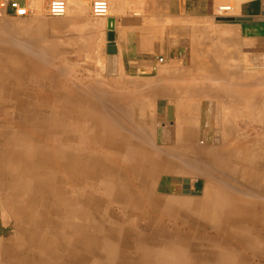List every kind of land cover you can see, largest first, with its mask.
<instances>
[{"label":"crops","instance_id":"crops-1","mask_svg":"<svg viewBox=\"0 0 264 264\" xmlns=\"http://www.w3.org/2000/svg\"><path fill=\"white\" fill-rule=\"evenodd\" d=\"M23 1L35 10L28 23L0 26V199L6 201L13 187L20 191L56 187L57 173H69L71 157L66 153L56 155L53 149L60 143H80V135L72 136L79 134L76 129L82 127V122H73L62 110L61 96L71 99L72 89L77 92L79 104L87 106L91 102L101 113L111 112L106 118L117 128V138L120 127L150 124L153 119L171 123L172 129L162 127L156 134L162 148L158 156L161 169L167 170L156 176L158 180L155 177L153 186L158 194L175 196L180 201L187 196L203 198L209 185L220 187L196 174L201 167V140L213 145L212 151L218 148L217 155H221L209 161L207 168L212 163L219 169L235 168L232 154L221 152L225 148L221 147L225 144L221 131L219 138L210 136L209 140L200 133L207 127L208 118L202 121L199 115H186L181 123L183 131L177 133V116L180 110L200 107L199 112L209 113L212 121L217 108L228 109L224 102H231L232 93L242 94L248 82L263 83L264 0H107L106 16L91 13L93 0H65L66 13L59 17L45 15L50 0ZM219 3H231L232 12L217 11ZM217 18L226 24L216 25ZM109 20L113 21L111 28ZM158 57H163V62L158 63ZM39 68L48 73L49 93L35 89ZM248 75H252L250 80ZM79 80L92 83L79 89ZM28 83L34 88L28 89ZM194 155L197 161L190 159ZM243 157L240 152L239 160ZM170 165L177 172H170ZM184 179H188L187 185ZM186 189L190 192L185 193ZM18 218L22 222L23 218ZM8 223L0 206V226ZM13 236L7 233L0 238L12 240ZM35 236L43 239L39 231ZM14 239L21 254L20 264H27L24 243L16 235ZM40 240L36 239L35 244L39 262Z\"/></svg>","mask_w":264,"mask_h":264},{"label":"rangeland","instance_id":"rangeland-1","mask_svg":"<svg viewBox=\"0 0 264 264\" xmlns=\"http://www.w3.org/2000/svg\"><path fill=\"white\" fill-rule=\"evenodd\" d=\"M220 4L230 5L231 9L222 12L218 9ZM216 9L217 11H221L222 14H229L233 10V5L231 3H219L217 4ZM32 16L15 17L0 14V26L6 24L14 27L22 24L25 25V23H28L27 20ZM218 24H226V22L223 20L219 21L217 18L216 25ZM1 39L0 31V42ZM39 72L41 75L38 73V78H41V80L38 79V81H34L36 84L35 89H42L44 93H46V88L48 87V73L42 70V68H39ZM251 76L252 75H248V79ZM78 83L79 89H83L88 86L87 84L92 82L79 80ZM249 84L250 82L247 83V86L259 87V84L255 81L252 85ZM26 87L28 89L34 88L30 83H28ZM69 92L73 97H71V99L76 100L71 101V99H69L68 104L73 105L75 109H79V100H77L78 96H75V93L77 92L74 89ZM230 99L234 102L232 101L231 104L230 102L228 104L227 101L224 102L229 105L228 110L217 108L218 111L213 113L214 119L212 122L215 124L221 123L219 127L220 129L211 122V119L208 117L209 113H206L208 116H202L201 113L206 111H200L199 116L202 121H204L203 119L207 120L208 117V122L206 121L208 128H203L206 130L201 129L200 133H204L208 137L213 136L219 138L220 131L224 130L223 132L221 131V134L223 138L227 139L226 133L224 132L229 130L227 132L234 135L231 138H235V136L240 139L242 138V141H245L248 146L246 153V162L248 165V170L245 174L246 178L242 174V171L239 170V163L237 162V166L235 164L236 160L240 158V154L236 153V150L234 149L231 151L236 154H232L231 156L235 168L232 170L227 168L219 169L216 168L213 163L210 168H206L211 160L205 159V156H200V165H202L199 173L196 175L203 177L205 182L207 181L213 185L216 183L220 184V187L211 188L214 190L213 192L221 193V202L230 200L231 204L246 202L247 204L260 206L259 204L264 202V175L260 176L257 180L254 179L253 176L255 173L252 164L254 165L257 163V166L260 163V165L264 164V120L262 121L257 118V115L255 114V106L239 104L240 100H238V98L230 97ZM255 100H258L257 97H255ZM79 106L83 107L84 104H80ZM90 106L93 109H97V113L100 112L95 103L88 104L87 108H90ZM75 113V111L71 113V119L74 122L76 121V118L78 119L76 116L77 114ZM88 113L96 114L92 111ZM182 113H184L183 117H185L184 115L189 114L190 112L180 110L177 116L178 120L182 118ZM251 113L253 114V117H250L252 116ZM101 114L107 117V114L111 115V112H102ZM139 115H142L141 111L139 112ZM232 117H234L233 120ZM87 123L89 126L91 122L88 121ZM137 123H139V121ZM177 123L179 122L177 121ZM105 124L110 127L109 130L111 131V135L117 134V128H115L108 119ZM87 127L80 128L78 130L81 132L79 135L80 137L82 135V139L92 141L94 138H85V134L82 132V129ZM162 127L172 129V125L169 121L163 120L162 123H160L159 120L153 119L150 124L147 122H141L140 126L126 128L120 127L118 130H120L119 136L126 134L129 135L130 142L135 147L134 152H137V148L146 150L148 147V151H145L147 154L159 156V151H161L162 148L160 144L156 142V134L159 129H162ZM182 128L176 127L175 132L181 133L183 131ZM237 131L245 134L243 135ZM73 132L75 131L73 130ZM90 132L89 129V133ZM195 135H198V133H195ZM74 137L78 138V135H73L72 139ZM216 142L217 140H215V143ZM66 144L67 143L59 144L56 148H59V146H67V149L70 147L73 149L74 146H76V143L74 142ZM140 144H142V146H140ZM206 146L208 147V144ZM230 147L233 146L231 145ZM108 152L109 153L106 155L102 151H99L98 156L87 157L86 159L76 153H66L70 157L72 156V161H79L81 165L72 166L69 173H67V171L66 173L63 171L57 173L56 187H60L62 193L59 192V195L56 197L59 198V201L62 200L65 195L71 196L72 198V201L66 205L60 204L58 201L55 208V212H58L57 214L53 212V187H29L22 191H20L19 187H13L14 190L12 193L9 192L10 196H8L6 201L0 199L1 213L7 220H9L8 225L5 227L0 226V236L7 233H12L14 235L11 238L12 240L0 238V264H20L21 254L18 245H15V235L24 243V262L27 264H47L46 262L48 261L49 264H264V257H261L259 254L262 252L264 255V225L262 223H249L250 225L247 226L243 225L241 228V233L243 234L230 235V233H227L223 228L213 230L210 225L204 224V221L207 219L197 218V224L192 226V229H189L186 225L182 224L181 220L170 215L172 214V208L170 206L169 208L163 209L165 203L159 204L151 200V195L155 194L159 197L161 196V198L172 197L169 195L165 196L157 194L156 187L148 189V187L142 188L139 186L140 188L138 189L141 190L142 196L145 198L142 207L138 208L136 205H132V202L128 204L120 201L116 195H113V192H109V190L116 187L123 188L124 186L128 188L131 186L130 188H132L136 186L138 182L140 183L142 179L145 178L146 170L139 169L134 176L132 174L133 172L128 170L129 166L127 167V165L136 164L135 161L122 159V154L118 155V153H114V151L109 150ZM60 155L63 156V154ZM101 156H103V158ZM97 157L102 159L101 162L103 161L104 172H98L96 177H92L90 175L91 172L86 169L85 164L87 163V165H90V163H92ZM193 157L195 161L198 160L197 155L196 157L195 155ZM262 166L264 167V165ZM150 169L152 171L146 172L148 174L146 179L155 180V177L158 175L157 166H150ZM167 169L173 173L177 172L171 165ZM118 178L123 180V185L118 182ZM44 182L47 183L46 177ZM102 185L105 187L103 188ZM206 188L208 187H205V189ZM149 190H152L153 194H150ZM18 193L20 195L19 201H17ZM86 197L88 198L86 199ZM201 197L202 196H187L185 200H199ZM84 199L86 200L83 202ZM75 201L78 204H73ZM208 203L209 202L206 198L202 201L205 209L208 207ZM60 206L63 207L61 208ZM62 210L63 214H61ZM258 210H260L259 207ZM84 212L86 213L85 216H83V214H85ZM38 213L41 214V220L38 219ZM18 216L23 218L22 222L19 221ZM246 227L249 229L247 230ZM238 228V225L233 227V229L236 230H238ZM38 231L43 236V241L45 243L42 256L40 257L41 262L36 261L38 254L36 252V240L34 239V236ZM212 238L213 240H211ZM82 239L83 241L81 242ZM140 246L143 247L141 248ZM160 246L162 247L160 248ZM149 247L152 249L150 250ZM55 249L57 258L52 257V253H54ZM144 249H148L150 253L149 251L144 252ZM152 250L153 252L157 251V253H161L160 255H154L155 253H152ZM163 250L166 251L163 252ZM185 252L187 253L184 256ZM226 258H228L227 260L230 259L231 262H227Z\"/></svg>","mask_w":264,"mask_h":264},{"label":"bare ground","instance_id":"bare-ground-1","mask_svg":"<svg viewBox=\"0 0 264 264\" xmlns=\"http://www.w3.org/2000/svg\"><path fill=\"white\" fill-rule=\"evenodd\" d=\"M222 5V4H221ZM231 6H228V5H222L218 8L220 9H229ZM224 11V10H223ZM226 12V11H225ZM112 21V20H111ZM113 25V21L111 22V26ZM110 26V24H109ZM26 61V60H25ZM26 66V65H25ZM26 70V69H25ZM40 74V72H39ZM38 74V75H39ZM37 75V76H38ZM41 75V74H40ZM49 78V77H48ZM47 78V80H48ZM41 80V78H39ZM44 79V77H43ZM31 80V79H30ZM55 80V79H54ZM35 81V80H34ZM38 81V80H37ZM225 81V80H224ZM53 83V82H52ZM39 84V83H38ZM257 84H259V87L257 86H247L246 90H243L242 91V94H237L236 96L235 95H228L229 97L231 98H238V100H240V103L239 104H249L250 106H255L256 109H255V114L257 115V118H259L260 120H264V83L261 82H258ZM262 84V85H260ZM36 85V84H35ZM45 85V84H44ZM48 85V84H47ZM51 85V84H50ZM61 85V84H60ZM59 85V86H60ZM250 85V84H249ZM252 85V84H251ZM256 85V84H255ZM40 86V85H39ZM42 86V84H41ZM49 86V85H48ZM56 86V85H55ZM240 86V85H239ZM243 86V85H242ZM241 86V87H242ZM245 87V86H243ZM250 87V88H249ZM146 88V87H145ZM236 88V87H235ZM52 89V88H51ZM238 89V87H237ZM38 90V89H37ZM41 90V89H40ZM132 90V89H131ZM223 91V90H222ZM35 92V91H34ZM48 91H46L47 93ZM74 92V91H72ZM186 92V91H185ZM238 92V91H237ZM42 93V92H41ZM49 93V92H48ZM26 94V92H25ZM45 94V93H44ZM34 95V94H33ZM61 93L58 92L56 93V97H60ZM66 95V94H65ZM28 96V95H27ZM41 96V95H40ZM255 97H257L258 100H255ZM35 98V97H33ZM42 98V97H41ZM61 98H63V103H64V106L62 108L63 111H67L66 114L68 116H70L69 118L71 119V113L73 111H75L77 114L76 116L78 117V119L76 118V121L79 123V122H82V127H87L88 126V121H90V125L85 128V129H82V132L85 134V138L86 137H92L94 138V140L90 141V140H87V139H82V138H78V140L80 141V143H77L76 146H74L73 149L68 148L66 151H64V147H60L59 148H56L55 150L53 149V152L57 154H65V153H68V154H72V153H76L80 156H83V157H95V156H98L99 155V151H102L103 153H105L107 155V153H109L108 151H113L114 150V153H118V155L122 154V159H125V160H128V161H135L136 164H129L127 165V167L129 168L128 170L132 171L133 175L135 176L136 175V172L137 170L139 169H144L146 170L145 171V178L142 179V181L139 183L138 181V184H136V186L130 188H126L123 186V188H120V187H116V188H113L111 190H109V192H113V195L115 194L116 197L122 201V202H126V203H130L132 202L131 204L132 205H136L138 208L139 207H142L143 205V201L145 200V198L142 196V192L140 189L139 186H141L142 188L143 187H148V189H151V188H155L153 186V184H156L154 183V179L153 180H148L146 179V177L148 176V174L146 172H149V171H152L150 169V166H153V165H156L157 166V171H158V177L160 176L159 173L160 172H167V170L165 169H161L162 167V163H161V160L159 159L158 156H154V155H150V154H147L145 151L147 150H143L141 148H137V152L135 151L134 152V146L131 144L130 142V138H129V135L126 134V135H121L119 136L118 138L116 137V135H111V131L109 130L110 127L105 124L106 122V117L104 115H102L100 112L97 113V109H93L91 108H87V106L84 104V106H79V109H75L74 107H72L70 109V105H68V102H69V99L68 96L66 97H63V95L61 96ZM73 98V97H72ZM44 99V98H43ZM45 99H48V95L46 94L45 95ZM31 100V99H30ZM76 99H71V101H74ZM187 100V99H186ZM246 100V101H245ZM36 101V100H35ZM40 101V100H39ZM65 101V102H64ZM70 101V102H71ZM87 101V100H86ZM233 100H231L230 104L232 103ZM237 101V100H236ZM33 102V100H32ZM47 102V101H45ZM81 102V101H80ZM234 102V101H233ZM25 103V102H24ZM37 103V102H36ZM41 103V102H39ZM91 102H88V104H90ZM29 104V103H28ZM62 104V103H61ZM71 104V103H70ZM73 104V103H72ZM183 104V103H182ZM190 104V103H189ZM234 104V103H233ZM236 104V103H235ZM30 105V104H29ZM35 106V104H34ZM32 106V107H34ZM246 106V105H245ZM31 107V108H32ZM139 107V106H138ZM244 107V106H243ZM38 108V107H37ZM52 108V106H51ZM229 108V107H227ZM251 108V107H250ZM45 109V107H44ZM59 109V108H58ZM200 109V107H199ZM199 109H190L191 111H187V112H190L189 114H186L188 116H198L200 114L199 112ZM246 109V108H245ZM26 110V109H24ZM28 110V109H27ZM56 110V109H54ZM212 110V109H211ZM228 110V109H226ZM252 110V108H251ZM57 111V110H56ZM92 111L93 113H96L95 115L94 114H89L88 112ZM218 111V109H216V112ZM31 112V111H30ZM202 112V111H201ZM215 112V111H214ZM223 112V111H222ZM246 112V111H245ZM36 113V111H35ZM62 113V112H61ZM207 112H204V113H201L202 116H208L206 115ZM220 113H221V110H220ZM225 113V112H224ZM248 113V112H247ZM38 114V113H37ZM54 114V113H53ZM183 114L182 113V118L180 119V127L182 128V124L181 123H184V119L186 118V115H184L185 117H183ZM218 114V113H217ZM244 114V113H243ZM246 114V113H245ZM252 114V113H251ZM51 115V114H50ZM172 115V114H171ZM242 115V114H241ZM52 116V115H51ZM66 116V115H65ZM230 116V115H229ZM36 117V116H35ZM49 117V116H48ZM209 117V116H208ZM207 117V118H208ZM238 117V116H236ZM250 117H253V114L252 116ZM51 118V117H50ZM48 118V119H50ZM172 118V117H171ZM217 118V117H216ZM215 118V119H216ZM219 118V117H218ZM234 117H232V120H233ZM248 118V117H247ZM256 118V119H257ZM22 119V118H21ZM34 120V119H33ZM186 120V119H185ZM217 120V119H216ZM248 120V119H247ZM49 121V120H48ZM52 121V120H50ZM213 121V120H212ZM211 121V122H212ZM220 121V120H219ZM254 121V119H253ZM252 121V122H253ZM41 122V121H40ZM53 122V121H52ZM56 123V121H54ZM74 122V121H73ZM176 122V121H175ZM208 122V121H207ZM218 122V121H217ZM226 122V121H225ZM213 123V122H212ZM235 123V122H234ZM67 124V122L65 123ZM215 124V123H213ZM221 124V123H220ZM219 124V125H220ZM13 125V124H12ZM41 125V124H40ZM216 125V124H215ZM222 126V125H221ZM227 126V125H226ZM78 127V126H77ZM81 127V128H82ZM229 127V126H228ZM36 128V127H35ZM114 128V127H112ZM208 128V127H207ZM226 128V127H225ZM230 128V127H229ZM64 129V128H63ZM89 129H90V133H89ZM183 129V128H182ZM219 129V128H218ZM251 129V127H250ZM45 130V128H44ZM53 130V129H52ZM51 130V131H52ZM79 129H76V131H78ZM112 130V129H111ZM226 130V129H225ZM233 130V129H232ZM245 130V129H244ZM179 131V130H178ZM222 131V130H221ZM224 131V130H223ZM222 131V132H223ZM229 131V130H227ZM225 131L224 133H226V136H227V139L223 138V142H225V144H223L221 147H225L223 151L221 152H225L227 151L228 154H234V152H232L231 150L234 149L236 150V153L241 154L243 153L244 154V157L241 158V160H237L236 161V164L237 162L239 163V168H240V171H242V174L244 175V177L246 178V171L248 170L247 168V162H246V153H247V150H248V146H247V143H245V141H242V138H231L233 137L234 135L232 134H229L230 132H227ZM235 131V130H234ZM258 131V130H257ZM6 132V131H5ZM35 132V131H33ZM48 132V131H47ZM233 132V131H232ZM237 132H240V131H237ZM53 133V132H52ZM76 133H81V132H76ZM178 133V132H177ZM241 133V132H240ZM250 133V132H249ZM254 133V132H253ZM55 134V133H54ZM79 134H76V135H79ZM186 134V133H185ZM243 134V133H241ZM245 134V133H244ZM243 134V135H244ZM252 134V133H251ZM255 134V133H254ZM59 135V134H58ZM202 136L204 135V137H207V138H211V137H208L206 136L204 133L201 134ZM224 135V134H223ZM257 135V134H256ZM149 136V135H148ZM196 136V135H195ZM82 137V135H81ZM151 137V136H150ZM186 137V136H185ZM261 138V137H260ZM140 139V138H139ZM142 139V138H141ZM234 139V140H233ZM143 140V139H142ZM141 140V141H142ZM210 140V139H209ZM59 141V140H58ZM150 141V140H149ZM184 141V140H182ZM181 141V142H182ZM144 142V141H143ZM202 144H200V151H201V155L202 157L205 156V159L207 160H212V161H215L219 156L221 155H217L218 152V148L217 150H211V148L213 147L209 146L207 147V140L206 141H203L201 140ZM54 143V142H53ZM180 143V142H179ZM186 143V142H185ZM61 144V143H60ZM65 144V143H64ZM68 144V142H67ZM66 144V145H67ZM139 144V143H138ZM24 145V144H23ZM39 146V144H37ZM216 145V144H215ZM214 145V146H215ZM233 146V147H230V146ZM262 145V144H261ZM140 146H142V144H140ZM67 147V146H66ZM158 147V146H157ZM49 148V147H48ZM52 148V147H51ZM182 148V147H181ZM50 149V148H49ZM52 150V149H51ZM73 151V152H72ZM148 151V150H147ZM152 153V152H151ZM235 153V154H236ZM75 154V155H76ZM104 154V155H105ZM234 154V155H235ZM41 155V154H40ZM74 155V154H73ZM116 155V154H115ZM69 156V155H68ZM218 156V157H217ZM72 157V156H71ZM103 158V156H101ZM196 157V155H195ZM207 157V158H206ZM173 158V157H172ZM175 158V157H174ZM194 158V157H193ZM41 159V157H40ZM39 159V160H40ZM168 159V158H167ZM191 159V157H190ZM101 158H96L92 163H90V165H87V163L85 164V167L86 169H88L90 172H91V176L92 177H96L98 172H104V169H103V161L101 162ZM41 161V160H40ZM220 161H224L222 158L220 159ZM249 161V160H248ZM33 162V161H32ZM261 162V161H260ZM181 163V162H180ZM252 163V162H251ZM253 163H256V162H253ZM36 164V163H35ZM59 163H57L56 165L58 166ZM218 164V163H216ZM226 164V163H225ZM261 164V163H260ZM258 165L257 166V163L256 164H252V167H253V170H254V173L255 175L253 176L254 179H258L260 176L264 175V167L262 165ZM23 165V164H22ZM37 165V164H36ZM78 165H81V163L79 161H72L71 162V166H78ZM202 165V164H201ZM166 166V165H165ZM23 168V167H22ZM207 168V167H206ZM210 168V167H209ZM232 168V167H231ZM228 169H230L228 167ZM257 171V172H256ZM21 172V171H20ZM249 173V172H248ZM22 174V173H21ZM56 174V173H55ZM252 175V173H251ZM151 177V176H149ZM158 177H156V179L158 180ZM192 177V176H191ZM21 179V178H20ZM33 179V177H32ZM262 179V178H261ZM32 182V181H31ZM35 182V180L33 181ZM106 182V181H104ZM111 182V181H110ZM118 182L120 184L123 183V180L118 178ZM183 182V181H182ZM191 182V181H190ZM36 183V182H35ZM32 184V183H31ZM210 184V183H208ZM110 185V184H108ZM107 185V186H108ZM123 185V184H122ZM67 186V185H66ZM77 186V185H76ZM103 186V185H102ZM106 186V187H107ZM119 186V185H118ZM78 187V186H77ZM99 187V186H97ZM105 186H103L104 188ZM227 187V186H226ZM262 187V186H261ZM111 188V187H110ZM61 188L59 187H53L52 189V194L54 195V200H53V212H55V208H56V204H58V201H59V198L56 197L57 195H59V192H61ZM190 190V189H189ZM146 191V190H144ZM148 191V190H147ZM214 190L210 187V185L208 186V188H206L204 190V196L203 198L199 199V200H177L175 197H164V198H161V196L159 197L158 195H151V200L155 203H165V206L163 209L165 208H169V206L172 208V215L174 218L176 219H179L182 221V224L183 225H186L189 229H192V226L196 225L197 224V218H203V219H207L206 221H204V224H208L211 226V228L213 230H216L218 228H223L227 231V233H230V235H234V234H240L241 233V228L243 225H250L249 223H262L264 225V202H261L258 206V205H255V204H247L246 202H241L239 204H231V201L228 200V201H222L221 202V193L219 194V192H213ZM180 192V191H179ZM190 192V191H189ZM201 192V191H200ZM73 193V192H72ZM149 193L150 194H153V191L152 190H149ZM164 193V192H163ZM110 194V193H109ZM158 194V193H157ZM165 194V193H164ZM110 196V195H109ZM163 197V196H162ZM88 197H86L87 199ZM207 199L208 200V207L205 209L204 208V205L202 204V201L204 199ZM84 199L83 202L86 200ZM241 200H244L242 198H239ZM72 201V198L71 196H66L63 197L62 200L59 201L60 204H68L69 202ZM73 204H78L76 201L73 203ZM255 205V206H254ZM127 206V205H125ZM61 207V206H60ZM63 207V206H62ZM61 207V208H62ZM129 207V206H128ZM258 207L260 208V210H258ZM130 208V207H129ZM123 209V208H122ZM257 209V210H256ZM57 210V209H56ZM64 210V209H63ZM63 210L61 212V214H63ZM125 210V209H124ZM140 211V210H139ZM89 212V211H88ZM128 212V210H127ZM135 212V211H134ZM56 214L58 213L57 211L55 212ZM83 213V212H82ZM85 213V212H84ZM165 213V212H164ZM135 214V213H134ZM166 214V213H165ZM165 214H161V215H165ZM85 214H83V216H85ZM129 215V213H128ZM58 217V216H57ZM166 217V216H165ZM129 218V217H128ZM220 218V220H219ZM77 219V218H76ZM224 219V220H223ZM123 222V221H122ZM200 222V221H199ZM217 222V223H216ZM223 224V225H221ZM201 225V224H200ZM239 226L238 230L236 229H233V227L235 226ZM224 226V227H222ZM252 226V225H251ZM207 227V226H206ZM254 227V226H253ZM210 228V227H209ZM247 229V227H246ZM249 229V228H248ZM247 229V230H248ZM63 230V229H62ZM207 230V229H206ZM258 230V229H257ZM259 231V230H258ZM138 232V231H137ZM248 232V231H247ZM251 233V232H250ZM243 234V233H241ZM253 234V233H252ZM207 235V234H206ZM254 235V234H253ZM34 238L36 239H41L40 240V245L37 247L40 251V257L42 256V253H43V247L45 245L44 241L42 238H40V236H34ZM170 238V237H169ZM168 238V239H169ZM35 239V240H36ZM79 239V238H78ZM81 239V238H80ZM210 239V238H209ZM137 240V239H136ZM172 240V239H171ZM170 240V241H171ZM213 240V238L211 239ZM259 240V239H258ZM257 240V241H258ZM83 241V239L81 240V242ZM261 241V240H259ZM86 242V241H85ZM172 242V241H171ZM252 242V241H251ZM84 243V242H83ZM137 243V242H136ZM160 243V242H159ZM215 243V242H214ZM54 244V243H53ZM140 244V243H139ZM153 244V243H152ZM213 244V243H211ZM219 244V243H218ZM51 245V244H50ZM96 245V244H95ZM142 245V244H141ZM147 245V244H146ZM162 245V244H161ZM173 245V244H172ZM171 245V247H172ZM178 245V244H177ZM176 245V246H177ZM224 245V244H223ZM261 245V244H260ZM180 246V245H179ZM141 248L143 246H140ZM139 247V248H140ZM158 247V246H156ZM162 246H160L161 248ZM164 247V246H163ZM53 248V247H52ZM137 248V247H136ZM218 248V247H217ZM233 248V247H232ZM259 248V247H257ZM150 249V247H149ZM152 249V248H151ZM150 249V250H151ZM165 249V248H164ZM191 249V248H190ZM221 249V248H219ZM52 250V249H51ZM137 250V249H136ZM139 250V249H138ZM258 250V249H257ZM146 251H149L148 249H144V252ZM160 251V249H159ZM166 251V250H165ZM163 250V252H165ZM197 251V250H196ZM53 252V251H52ZM56 252V249L54 251V253H52V257L54 258H57V254L55 253ZM69 252V251H68ZM169 252V250H168ZM190 252V251H189ZM150 253V251H149ZM152 253H155L154 255H160V253L157 251L153 252L152 250ZM187 252L184 253V256L186 255ZM252 254V253H251ZM261 255V257H264L263 253L260 252L259 253ZM181 255V254H179ZM76 256V255H75ZM163 256V255H161ZM183 256V255H181ZM232 256V255H231ZM154 257V256H153ZM260 257V258H261ZM184 258V257H183ZM168 259V258H167ZM177 259V258H176ZM228 258H226V261L227 262H231L230 259L227 260ZM171 260V259H170ZM175 260V259H173ZM262 260V259H261ZM264 260V259H263ZM40 262H41V258H40ZM49 262V261H48ZM47 262V263H48ZM51 262V261H50ZM67 263V262H66ZM160 263V262H159ZM168 263V262H166ZM185 263V262H183ZM49 264V263H48ZM51 264V263H50ZM69 264V263H68ZM165 264V263H164ZM169 264V263H168ZM171 264V263H170Z\"/></svg>","mask_w":264,"mask_h":264},{"label":"built area","instance_id":"built-area-1","mask_svg":"<svg viewBox=\"0 0 264 264\" xmlns=\"http://www.w3.org/2000/svg\"><path fill=\"white\" fill-rule=\"evenodd\" d=\"M67 4L65 0H50L48 6L44 10L47 16H63L66 13ZM222 10V9H220ZM227 11L229 9H223ZM222 10V11H223ZM109 11L107 0H93L91 3V13L94 16H106ZM35 10L29 7L23 0H0V14L29 17L34 15ZM157 62H163V57H158Z\"/></svg>","mask_w":264,"mask_h":264},{"label":"water","instance_id":"water-1","mask_svg":"<svg viewBox=\"0 0 264 264\" xmlns=\"http://www.w3.org/2000/svg\"><path fill=\"white\" fill-rule=\"evenodd\" d=\"M111 20H109V24H110V28H111ZM168 119L170 120L171 119V106L168 107ZM188 179H184V183L185 185H187L188 183ZM186 188V187H185ZM185 193L189 192L187 189L184 191Z\"/></svg>","mask_w":264,"mask_h":264}]
</instances>
